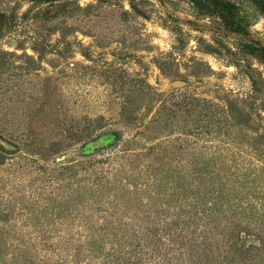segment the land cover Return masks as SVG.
<instances>
[{"label":"rangeland","instance_id":"obj_1","mask_svg":"<svg viewBox=\"0 0 264 264\" xmlns=\"http://www.w3.org/2000/svg\"><path fill=\"white\" fill-rule=\"evenodd\" d=\"M228 1L235 4L249 31L264 38V0ZM56 3L50 7L48 2L38 0H0V11L13 17L0 39V51L14 53L0 60V154L6 158H0V264H12L15 249L22 245L17 238L27 246L30 239L43 242L41 234L51 242L68 237L70 232L86 239V216L114 221L109 233L134 236L135 231L144 232L134 227L136 217L146 218L144 211L156 216L159 208L161 219L172 220L202 197L212 202L216 194L206 193L223 182L233 202L240 203L242 196L243 206L248 196L264 199V178L257 184L252 183L253 176L242 182L251 188L252 194L247 195L246 190L233 189L242 184L224 179L230 174L218 170V178L213 168L194 174V169L183 162L185 152L192 147L206 154L219 151L218 142L226 141L229 131L203 134L193 145V139L179 128L158 135L147 131L137 134L138 124L149 120L160 98L178 102L184 92L197 90L200 97L222 105L221 99L227 95L245 99L251 93L252 83L244 66L264 75V66L241 57L240 46L233 41L229 46L238 55L239 67L199 51L198 40L212 42V37L192 24L210 25L214 18L201 15L189 0ZM194 59L214 70L203 83L189 76ZM199 68V72H206ZM176 81L187 82L188 86H175ZM152 89L155 95H150ZM220 112L219 107L210 106L208 115ZM180 114L178 119L183 120L186 114ZM260 115L264 117V112ZM90 127L95 129L86 141L71 139ZM233 133L242 136L236 129ZM167 143L176 146L178 163L156 159L168 155L171 148ZM72 163L80 165L77 176L63 182L59 192L47 177L64 168L73 172L69 168ZM165 163L173 165V170ZM93 170H102L107 184L99 204L85 203L83 208L71 211L58 209L64 203L58 195L78 187L90 191ZM166 171H173L172 178ZM83 197L87 202L89 196L82 193ZM74 199L79 200L76 196ZM69 204L73 208V203ZM90 205L92 210L87 208ZM70 218L75 224L69 229L64 223ZM106 247L110 249L111 245ZM65 250L74 252L64 246L62 258L67 256ZM58 255L36 256L35 262L53 264ZM84 259L82 264L96 262ZM157 261L152 256L142 257V264Z\"/></svg>","mask_w":264,"mask_h":264},{"label":"trees","instance_id":"obj_2","mask_svg":"<svg viewBox=\"0 0 264 264\" xmlns=\"http://www.w3.org/2000/svg\"><path fill=\"white\" fill-rule=\"evenodd\" d=\"M12 1L23 2L26 0ZM38 1L48 2L50 7L57 4V0ZM189 1L198 8L201 15L215 19V22L210 25L192 24L195 29L201 32L207 31L212 37L213 43L207 42L203 38L198 40L197 48L201 53L215 55L222 61H226L227 65L235 64L239 67V58L236 59L238 55L232 52L229 46V42L233 41L240 46L238 50L242 53L241 57L256 60L264 66V38L256 37L249 31V28L239 17L235 4L228 0ZM262 6L264 7V5ZM9 17L5 12L0 11V39L5 35L8 24L13 22V17ZM13 54L0 51V60H3V55L11 56ZM234 59L237 62H234ZM199 67H203L206 72H199L201 71ZM2 69L1 66L0 72ZM191 69L192 72L189 76L201 83L208 74H214L211 66L202 60H192ZM244 70L252 83L251 93L245 99L227 95L225 99H221L223 104L219 105L214 104L212 100L200 97L197 90L184 92L183 100L178 102L160 98L158 106H153L149 120L138 124L140 132L137 134L142 135L147 131L158 135L179 128L185 131L186 134L183 135L193 139L191 141L193 145L199 141V137L203 134L210 136L216 133L221 134L222 131H229L225 135L228 136L225 138L227 142L219 140V151L214 154L202 153L193 147L192 151L185 152L183 146L180 145L179 148L185 152L182 160L186 166L194 169V174H198L200 171L203 173V170L208 168L217 169L218 178L221 174L218 173V170L230 174L232 179L238 181L230 179L228 175L224 179L229 178L228 180L233 184H242L237 187L233 186V189L235 191L246 190V194L249 195L252 194L251 188L243 185L242 182L248 181L252 176L254 178L252 183H258L264 178V117L260 115L261 111L264 112V75L263 73L258 74L259 71L252 69L251 66H244ZM187 86L186 82L182 88ZM151 93L155 95L157 92L152 89L150 95H152ZM210 106L220 108L221 112L217 114L219 116L208 115ZM180 113L186 114L183 120L178 119L181 116ZM189 118L192 120L189 121ZM94 129L90 127L85 130V134L72 136L71 139L76 142L86 141ZM234 129L242 133V136L233 133ZM169 137L170 135H167L168 139ZM136 138L135 136L134 141ZM58 144L63 145V143ZM167 144L171 148L168 155L158 154L160 156L156 159L166 162L172 160V162L178 163L177 160L180 156L174 152L176 146ZM189 145L186 143L188 148ZM0 158L1 161L6 159L2 154H0ZM1 165L3 163H0ZM165 165L171 167L172 170L174 168L168 163ZM70 166L69 168L73 172L68 173V171L66 172L68 168H64L63 171L47 177L50 184L58 186L56 190L59 192L64 187L63 182L70 181L77 176L75 171L80 165L72 163ZM94 168L95 166H93ZM172 172L166 171L169 178H172ZM93 173V182L88 189L90 191L83 192L81 187H78L76 191L71 190L58 195L60 200H64L58 209L71 211L83 208L85 203L88 205L89 203L99 204L98 198L102 197L101 193L107 184L103 182L104 173L102 170H93ZM213 175L214 172L211 173V176ZM207 187L210 190V186ZM211 190L206 195L216 194L212 202H207L205 197H202L188 210H181L182 214L174 216L172 220L161 219L158 216L159 208L155 210L156 216H149L148 212L144 211L143 214H147L146 218L143 219L145 215L143 218L136 217L137 221L134 223V227L143 228L144 232L135 231L134 236L130 234L118 236L109 233L107 230L115 225L114 221L107 220L105 217L102 220L101 218L94 220L92 216H86L83 218L84 226L89 234L86 239H82L79 233L70 232L68 237H58L57 241L51 242L46 241L48 238L46 234H41L45 238V240L42 238L43 242H34L30 239V245L27 246L26 242L17 238L19 244L22 245L21 248L15 249L16 252L12 255V264H37L36 256L42 259L44 256L52 255L54 257L56 254L59 255L53 264H82L86 257L96 260V262L88 264H142L143 256L158 258V261L153 264H264V199L261 198L258 201L257 198L248 196L249 198H246V203L243 206L241 203L244 199L243 196L240 203L233 202L225 182ZM82 193L89 196L87 202H84V197L81 198ZM75 196L79 200L74 199ZM70 202L73 203V208L70 207ZM87 208H91V205ZM71 220L72 218L67 219L64 223L69 229L73 228L71 226L75 224L74 219L73 223ZM163 234H167V238H163ZM107 245H111L112 248L108 249ZM64 246L72 248L74 252L65 250L64 253L67 256L62 258L60 251ZM125 246L126 249H124ZM84 253L87 254L84 256Z\"/></svg>","mask_w":264,"mask_h":264},{"label":"water","instance_id":"obj_3","mask_svg":"<svg viewBox=\"0 0 264 264\" xmlns=\"http://www.w3.org/2000/svg\"><path fill=\"white\" fill-rule=\"evenodd\" d=\"M174 85L175 86H185L186 84L183 82V81H176L175 83H174Z\"/></svg>","mask_w":264,"mask_h":264}]
</instances>
